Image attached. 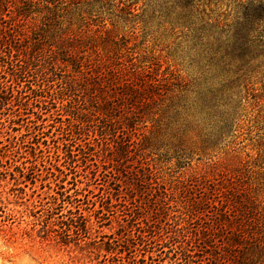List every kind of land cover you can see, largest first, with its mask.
I'll return each mask as SVG.
<instances>
[{
    "label": "rangeland",
    "instance_id": "1",
    "mask_svg": "<svg viewBox=\"0 0 264 264\" xmlns=\"http://www.w3.org/2000/svg\"><path fill=\"white\" fill-rule=\"evenodd\" d=\"M6 1L0 0L4 13L0 31L20 58L25 52L44 51L59 59L61 74L75 75L80 64L110 58L126 73L151 72L166 78L167 90L157 112L141 130L158 170L167 181L195 176L194 197L230 206L249 198L264 210V43L259 57L222 60V54L210 50L217 31L207 26L204 40L198 41L180 19L177 0ZM247 3L252 0H194V16L215 26L233 23ZM78 78L82 85L89 83ZM30 79L41 83L36 75ZM7 81L15 86L8 93L13 101L17 84L11 78ZM2 83L0 78V94ZM1 96L0 217L56 195L63 153L59 146L64 143L59 128L64 109L57 95L44 104V98L38 101L28 91L27 106L15 101L7 105ZM123 170L127 174L130 168ZM102 183H91L90 200H99ZM176 194L183 196L179 190ZM142 206L144 216L154 211ZM215 213L218 210L210 206L195 228L214 226ZM25 226L0 221V264H89L54 242L23 240L20 231ZM212 263L206 258L202 264Z\"/></svg>",
    "mask_w": 264,
    "mask_h": 264
},
{
    "label": "trees",
    "instance_id": "2",
    "mask_svg": "<svg viewBox=\"0 0 264 264\" xmlns=\"http://www.w3.org/2000/svg\"><path fill=\"white\" fill-rule=\"evenodd\" d=\"M177 3L182 8L180 19L198 41L204 40L207 26L217 31L210 50L222 54V60H251L263 53L264 0L244 4V13L235 22L216 26L194 16V0ZM3 15L0 4L2 22ZM9 42L0 31L3 102L27 106L28 91L38 101L44 98V104L57 95L64 109L59 125L64 143L59 146L63 153L59 154L56 195H47L45 203L25 211L13 209L0 221L25 223L20 231L23 240L54 242L89 264H202L206 258L212 264H264V210L253 206L249 198L230 206L194 197L196 177L167 181L154 163L156 158H151L153 152L144 146L141 130L157 112L167 90L166 78L151 72L126 73L110 58L80 64L79 75L61 74L63 66L54 55L25 52L20 58ZM33 75L41 83L32 81ZM78 77L89 83L82 85ZM10 78L17 84L13 101L8 95L15 90L14 83L7 81ZM123 168L130 171L125 174ZM97 181H103L104 189L98 193L99 200H90L91 183ZM177 190L183 196L177 197ZM153 204L158 207L154 209ZM142 205L153 208L151 215L140 212ZM210 206L218 210L213 214L214 226L196 229L194 224ZM208 246L213 250H207Z\"/></svg>",
    "mask_w": 264,
    "mask_h": 264
}]
</instances>
